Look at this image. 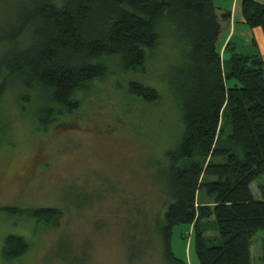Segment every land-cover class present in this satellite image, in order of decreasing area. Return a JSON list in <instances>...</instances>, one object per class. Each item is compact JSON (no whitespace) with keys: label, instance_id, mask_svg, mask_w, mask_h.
Instances as JSON below:
<instances>
[{"label":"trees","instance_id":"obj_1","mask_svg":"<svg viewBox=\"0 0 264 264\" xmlns=\"http://www.w3.org/2000/svg\"><path fill=\"white\" fill-rule=\"evenodd\" d=\"M13 6L0 21V105L18 83L43 127L64 110L77 112L80 95L107 77L112 60L124 74L144 77L166 38L173 41L179 57L170 67L169 94L183 128L165 159L167 196L156 225L165 261L187 264L173 252V231L193 225L199 264H254L252 239L264 231V185L260 199L251 189L264 175V59L231 39L225 69L219 42L231 12L221 13L214 0H15ZM242 12L264 34V4L243 0ZM127 90L149 104L161 101L141 81H129ZM201 191L213 206L198 205ZM23 214L60 216L47 208ZM210 220L220 245L207 236ZM12 240L29 246L22 237Z\"/></svg>","mask_w":264,"mask_h":264},{"label":"rangeland","instance_id":"obj_2","mask_svg":"<svg viewBox=\"0 0 264 264\" xmlns=\"http://www.w3.org/2000/svg\"><path fill=\"white\" fill-rule=\"evenodd\" d=\"M13 2L0 0V21L12 15ZM214 2L221 13L238 7L219 42L228 70L229 40L240 51L262 49L242 18L243 0ZM172 43L166 38L144 77L124 74L112 60L107 77L80 95V109L64 110L46 127L36 122L28 94L13 84L0 105V264H167L156 225L167 196L165 159L183 128L169 94L170 67L179 57ZM132 80L154 87L161 101L132 96ZM262 185L264 175L251 185L257 199ZM197 201L214 204L202 191ZM9 207L20 214L8 215ZM40 208L58 211V220L23 214ZM9 235L28 248L8 242ZM207 236L221 244L212 220ZM194 242L193 225L174 229L173 252L187 264H199ZM252 242L253 263L264 264V231Z\"/></svg>","mask_w":264,"mask_h":264},{"label":"crops","instance_id":"obj_3","mask_svg":"<svg viewBox=\"0 0 264 264\" xmlns=\"http://www.w3.org/2000/svg\"><path fill=\"white\" fill-rule=\"evenodd\" d=\"M255 2H258V3H260V4H264V0H254ZM237 9H238V7L237 6H235V4H233V7H232V11H231V13L232 14H235L236 12H237ZM241 15H242V13H241ZM242 18H244L243 17V15H242ZM233 19L235 20V17H233ZM232 19V20H233ZM234 22V21H233ZM254 32H256L255 34H257L256 35V38H258V43H259V46H260V48L262 49L261 50V52H260V54H261V56L263 57V59H264V35H263V32H262V30L261 29H255V31Z\"/></svg>","mask_w":264,"mask_h":264}]
</instances>
